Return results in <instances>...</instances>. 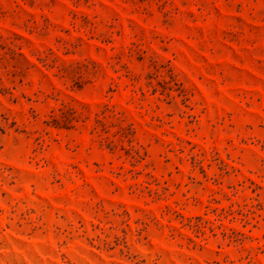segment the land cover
Segmentation results:
<instances>
[{"label": "rangeland", "instance_id": "1", "mask_svg": "<svg viewBox=\"0 0 264 264\" xmlns=\"http://www.w3.org/2000/svg\"><path fill=\"white\" fill-rule=\"evenodd\" d=\"M0 264H264V0H0Z\"/></svg>", "mask_w": 264, "mask_h": 264}]
</instances>
